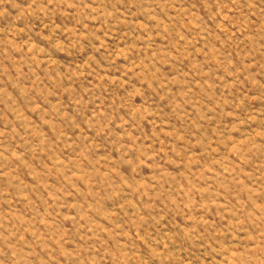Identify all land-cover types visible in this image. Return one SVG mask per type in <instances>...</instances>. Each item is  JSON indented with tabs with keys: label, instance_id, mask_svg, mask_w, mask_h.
Here are the masks:
<instances>
[{
	"label": "rangeland",
	"instance_id": "rangeland-1",
	"mask_svg": "<svg viewBox=\"0 0 264 264\" xmlns=\"http://www.w3.org/2000/svg\"><path fill=\"white\" fill-rule=\"evenodd\" d=\"M0 264H264V0H0Z\"/></svg>",
	"mask_w": 264,
	"mask_h": 264
}]
</instances>
